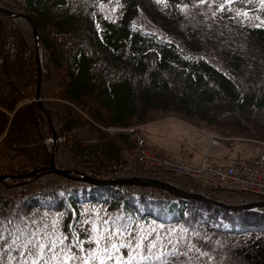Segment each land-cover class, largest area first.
I'll return each instance as SVG.
<instances>
[{"label":"trees","instance_id":"obj_1","mask_svg":"<svg viewBox=\"0 0 264 264\" xmlns=\"http://www.w3.org/2000/svg\"><path fill=\"white\" fill-rule=\"evenodd\" d=\"M221 4L0 0V8L32 19L0 12V139L7 132L0 140V175L15 176L0 181V264H32L30 253L41 242L45 255L37 264H66L53 252L70 248L83 257L80 248L97 249L90 236L103 237L99 247L113 256L116 243L121 264H129V252L148 257L131 264H162L198 231L193 207L201 203L161 188L86 179H155L230 207L264 201L160 169L121 167L122 149L143 141L104 130L174 117L216 135L264 143V3ZM39 67L42 108L33 103L8 118L6 111L36 94ZM52 156L55 168L70 176L48 169ZM258 163L264 167V154ZM242 214L224 210L221 219L239 226ZM114 225L127 230L111 235ZM140 236L141 249L126 247ZM53 240L62 243L51 249Z\"/></svg>","mask_w":264,"mask_h":264},{"label":"rangeland","instance_id":"obj_2","mask_svg":"<svg viewBox=\"0 0 264 264\" xmlns=\"http://www.w3.org/2000/svg\"><path fill=\"white\" fill-rule=\"evenodd\" d=\"M138 3L143 8L141 1ZM35 95L28 98V100H34L33 103L38 104ZM6 115L8 118L10 117L9 114ZM149 123L140 129L133 128L130 132L127 130L123 133L111 132L109 131L110 128L104 129L112 136L118 137L138 134L143 143L142 148L136 152L137 162L145 166L154 165L150 161H144L140 158V154L146 151L154 156L159 155V160L165 170H167L165 162L170 159L179 161L189 167L197 168L195 170H202L203 166L223 165L221 163L233 162L238 166L248 164L250 160L261 159L264 154V143L254 144L216 134L214 135L217 138H212L213 136H210L207 132L173 118L155 120ZM51 129L54 133L55 131L52 127ZM214 139H218L220 143L215 144ZM54 143L56 144L57 142L54 140ZM205 160L212 163L201 165ZM199 165L201 166L199 167ZM51 166L55 168L53 156L48 167L50 171H53L50 168ZM124 166V168H130L127 165ZM67 172L68 176H70L69 171ZM35 174L36 172L32 175ZM186 176L195 179L201 185L210 186L209 184H211L210 182L206 184L207 175L202 172ZM10 178H15V176H10ZM196 178L204 179L203 183ZM85 181L107 182V180L91 179H86ZM193 219L198 224V231L192 236L189 243L182 247L179 253L168 257L162 264H264V213L256 211L244 212L239 218V226L233 227L225 224L220 219V211L208 206H194ZM249 227H259L263 231L260 233L250 232L248 230ZM228 255L230 256V261L227 260Z\"/></svg>","mask_w":264,"mask_h":264},{"label":"built area","instance_id":"obj_3","mask_svg":"<svg viewBox=\"0 0 264 264\" xmlns=\"http://www.w3.org/2000/svg\"><path fill=\"white\" fill-rule=\"evenodd\" d=\"M124 156L131 162L137 160L136 152H126ZM155 156L146 151L140 154L142 160L150 161L154 165H161L159 157ZM165 166L169 170L184 174L193 175L202 172L207 175V180L218 185L264 194V171L252 164L203 166L202 170H195L197 168L170 159L165 162Z\"/></svg>","mask_w":264,"mask_h":264},{"label":"snow or ice","instance_id":"obj_4","mask_svg":"<svg viewBox=\"0 0 264 264\" xmlns=\"http://www.w3.org/2000/svg\"><path fill=\"white\" fill-rule=\"evenodd\" d=\"M158 2H160V0H158ZM205 0H199V3H204ZM262 3H264V0H261ZM232 0H224V4H221L220 7L224 8L225 4H231ZM186 7V6H185ZM93 228L95 229V225L93 226ZM123 230H127L126 227H124L123 229L121 227H117V226H113V231L112 233H110L111 235H115V234H122ZM103 237L101 236H97V237H89V242L91 243L93 240H95V243L97 245V249H90V250H86L83 248H80L81 252H87L86 255H84L83 257L77 255L75 252H73L70 248H62L60 250V253H55L53 252V255H62L66 264H74V262H79V264H88L89 260H96L99 262V264H105V262L107 261L108 264H121V255L119 254V248L117 246L116 243H111V250L112 252L116 253L115 256H113L110 252H109V248L108 247H104V248H100V240ZM39 239V238H38ZM63 239H67V237H63ZM73 239L75 240V234H73ZM145 239V237L140 236L136 238V241L134 243V245L132 244H128L126 245V247L129 248H135V249H141L143 247V240ZM29 242H31V240H29ZM62 243L61 241H56L53 240L51 242V249H55L57 246V243ZM81 241L76 240V245L77 247H80L81 245ZM123 243V241L121 242ZM149 248L155 247V244L150 242L148 244ZM45 244L44 243H39L36 247V251L35 253H30V255H33V260H32V264H37L38 260H42L43 256L45 255ZM99 251L100 253H102V255L99 256H95L93 255V252L95 251ZM138 258L140 260H146L148 259L147 256H143L140 255L139 253H134V252H129L128 253V262L129 264H131V260L133 258ZM44 264H50V262L45 261Z\"/></svg>","mask_w":264,"mask_h":264},{"label":"water","instance_id":"obj_5","mask_svg":"<svg viewBox=\"0 0 264 264\" xmlns=\"http://www.w3.org/2000/svg\"><path fill=\"white\" fill-rule=\"evenodd\" d=\"M0 11H3L5 13H7L10 16H18V17H22L25 18L26 20L32 22L31 17L29 16H24L21 14H13L12 12L8 11V10H4L0 8ZM37 35V33H36ZM38 38L36 36V47L38 48ZM40 83H41V79H40V68H39V80H38V88H37V94H36V101L38 102V105L40 108H42V101H41V95H40ZM34 100H27L23 103H21L17 109L11 113V118L14 117L16 115V113L23 107V106H27L30 105L31 103H33ZM54 134V138H55V142H57V135ZM51 170L61 174V175H65L68 176V172L67 171H60V170H56L53 166L50 167ZM10 178V176H0V181ZM92 184H103V185H137V186H147V187H154V188H161L164 189L176 196H179L181 198H185L188 200H194L196 202L202 203V204H206L209 206H213L216 207L217 209L220 210H234V211H255V210H260L262 208H264V202H257V203H250V204H246V205H242V206H236V207H230V206H226L220 202L217 201H212L210 199H208L207 197L201 195V194H191V193H187L184 192L170 184L161 182V181H157V180H146V179H142V178H138V177H134L131 179H123V180H115V181H107V182H93V181H88Z\"/></svg>","mask_w":264,"mask_h":264},{"label":"bare ground","instance_id":"obj_6","mask_svg":"<svg viewBox=\"0 0 264 264\" xmlns=\"http://www.w3.org/2000/svg\"><path fill=\"white\" fill-rule=\"evenodd\" d=\"M114 133H123L122 130H114Z\"/></svg>","mask_w":264,"mask_h":264}]
</instances>
